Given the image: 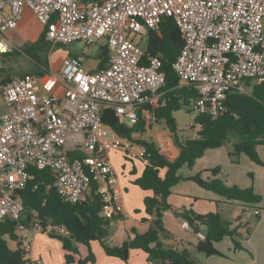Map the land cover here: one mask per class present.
<instances>
[{
    "label": "built area",
    "instance_id": "1",
    "mask_svg": "<svg viewBox=\"0 0 264 264\" xmlns=\"http://www.w3.org/2000/svg\"><path fill=\"white\" fill-rule=\"evenodd\" d=\"M26 8L46 28L51 46L105 39L109 53L101 68L88 70L69 55L59 71L0 83V223L17 222L24 264H43L29 256L26 231L48 236L70 231L37 212L26 215L20 194L35 178L34 169L56 173L47 190L53 187L65 202H87L95 186L101 215L125 216L109 153L123 149L143 158L145 149L121 136L102 113L112 108L121 124L132 127L142 120L147 126L155 119L153 107L166 103L162 60L132 35L148 36L166 18L176 22L184 39L173 64L179 86L194 88L190 107L215 119L229 111L231 92L250 93L247 79L264 81V0H0V54L20 50L23 43L10 32ZM196 234L205 239L202 231Z\"/></svg>",
    "mask_w": 264,
    "mask_h": 264
},
{
    "label": "trees",
    "instance_id": "2",
    "mask_svg": "<svg viewBox=\"0 0 264 264\" xmlns=\"http://www.w3.org/2000/svg\"><path fill=\"white\" fill-rule=\"evenodd\" d=\"M45 30L46 28L24 51L38 68L30 71L29 74L42 75L49 70L51 45L45 39ZM146 45L149 52L162 60V71L166 77L163 87L166 103L153 107V115L156 121L161 119L166 121L180 148V154L170 159L160 151L154 140L135 138L136 134H142L147 130L146 123L142 120L132 127H127L119 122L112 108L104 109L102 117L121 136L135 140L145 149L142 158L145 169L134 182L143 189L153 191V195L147 196L144 201L146 213L153 217L149 230L144 234L136 233L121 246L110 247L106 243L110 219L101 215L102 201L96 187L93 186L87 202L67 203L53 187L47 190V185L52 184L56 179V173L49 169H34L35 178L30 181L20 196L28 217L37 212L44 220L60 223L68 228L69 235L53 236L59 238L68 251L78 252L76 243L89 245L91 241L99 240L108 254L123 259L128 258L131 248H141L149 254L151 259L160 260L162 264H197L187 250L167 247L162 242V236L167 234L163 214L173 208L169 203L171 188L182 179L180 169L184 165L192 168L205 150L223 146L231 136L237 139L234 151L229 153L233 161L237 162L239 153L244 152L254 162L263 164L257 145H264V81L257 83L247 79L250 93L231 92L227 98L229 111L215 119L208 114L198 113L195 117V125L192 126L196 129L197 136L181 138L177 134L173 112L183 106L191 110L190 105L196 99L197 92L191 86H179V76L173 67L184 46V39L176 22L172 18H166L157 30L149 32ZM18 54H20L19 51L2 53L0 60H13ZM98 57V67L101 68L108 62L107 46L101 49ZM40 67L45 71L43 72ZM4 72L5 69L0 71V73ZM163 170H165L164 174H162ZM212 171L217 174L220 168ZM191 179L228 200H240L246 203L261 202V196L252 188L228 186L221 178L205 179L195 175ZM35 185H38L36 189H34ZM175 213L192 224L196 232L202 231L205 234V239H199L195 245L196 252L205 256L220 254L215 244L225 237L233 240L235 249L242 248L241 242L236 237L237 228L233 227L231 222L223 220L219 212L198 213L192 208L184 207L180 211L176 210ZM9 240L16 242L15 249L10 248ZM17 241V222L11 219L1 222L0 264H24L25 251ZM152 242L157 243L155 247H151ZM66 260L72 262L75 258L71 253H67ZM94 260L95 256L90 250L86 258L79 259V264H87Z\"/></svg>",
    "mask_w": 264,
    "mask_h": 264
},
{
    "label": "crops",
    "instance_id": "3",
    "mask_svg": "<svg viewBox=\"0 0 264 264\" xmlns=\"http://www.w3.org/2000/svg\"><path fill=\"white\" fill-rule=\"evenodd\" d=\"M15 30L10 32V36L14 40L12 33ZM49 58V70L59 71L51 64V56ZM150 123L147 124L146 129L154 127V123L152 125ZM138 137L147 139L143 135ZM236 141V137L231 136L223 146L205 150L192 168L184 165L180 169L182 179L171 188L169 203L173 208L163 214L167 234L162 236V242L167 247L187 250L197 264H264V202L258 204L228 200L222 195L205 189L191 179L195 175H200L205 179L221 178L228 186L255 190V175L251 170L244 168V165L252 167L250 162L254 161L242 152L239 153L240 163L237 164L229 155L231 151H234ZM161 142L165 144V147L160 151L170 159L180 154V148L176 144L175 138L167 140L161 138L156 143L159 145ZM122 150L113 149L109 153L117 176L119 199L125 212L123 217L110 219L106 239V243L110 247L121 246L136 233H146L153 220V217L146 213L144 202L147 196L153 195V191L143 189L134 182L143 174L145 162L138 156L127 155L126 152L123 155L124 150ZM257 151L264 164V145H257ZM123 157H125V162L122 161ZM128 161H131L132 164L129 165ZM121 165L123 171L120 170ZM215 168H220L217 174L212 171ZM164 173L165 170L162 171V174ZM184 207L192 208L198 213L219 212L223 220L231 222L233 227L237 228L236 237L241 242L242 248L235 249L233 240L230 237H225L215 244L220 254L205 256L196 252L195 245L198 243L199 237L196 232L189 231L185 227V219L175 213L176 210L180 211ZM256 209L260 212L259 215L254 214ZM26 234L31 240L29 256L41 258L43 264H79V259L86 258L90 250L93 252L95 260L89 261L87 264H162L160 260L151 259L149 254L141 248H131L128 258L123 259L108 254L99 240H93L89 245L76 243L78 252H72L66 250L62 241L57 237L37 233L32 229L27 230ZM67 253H71L75 260L67 262Z\"/></svg>",
    "mask_w": 264,
    "mask_h": 264
},
{
    "label": "rangeland",
    "instance_id": "4",
    "mask_svg": "<svg viewBox=\"0 0 264 264\" xmlns=\"http://www.w3.org/2000/svg\"><path fill=\"white\" fill-rule=\"evenodd\" d=\"M43 30L42 23L38 20L37 16L30 10L26 8L22 18L19 21V28L12 33L13 37L18 43H23L20 46V54L16 56L13 60L4 61L0 60V71L5 69L4 73H0V83L10 81L16 77H19L24 74H29L30 71L38 69L36 67V63L24 53L26 47L32 44L40 35ZM132 38L135 39L137 43L141 46H146L148 42L147 35L138 36L132 35ZM106 46V40L101 39L97 44L87 45L83 42L81 43H69L62 44L59 43L56 46H51L49 50V57L51 56V64L60 70L63 65L64 59L69 55H74L79 58L84 65V67L88 70H93L98 66L99 63V52L101 49ZM50 59V58H49ZM43 72L44 68L40 67ZM198 114L197 111L188 110L185 106L181 109L173 112V116L176 120L177 125V134L181 138L196 136V129L192 128L195 125V117ZM150 123L152 125L154 123V127L152 129H147L142 134H136L135 137L143 135L147 139H153L155 142H158L161 138L167 140L168 138H174V134L170 131L167 126V123L164 119L160 121L152 120ZM123 151V150H122ZM123 155H125V151H123ZM122 161L125 162V157L122 158ZM251 161V160H249ZM129 165L132 164L131 161H128ZM239 164V158L237 162ZM253 166H245V169L251 170L255 175V192L261 196V202H264V164H256L250 162ZM123 171V167L121 165L120 168ZM259 192V193H258ZM258 203V204H259ZM247 230V228H246ZM10 248H16V243L14 241L9 240Z\"/></svg>",
    "mask_w": 264,
    "mask_h": 264
},
{
    "label": "water",
    "instance_id": "5",
    "mask_svg": "<svg viewBox=\"0 0 264 264\" xmlns=\"http://www.w3.org/2000/svg\"><path fill=\"white\" fill-rule=\"evenodd\" d=\"M156 242H152L150 245H151V247H155L156 246Z\"/></svg>",
    "mask_w": 264,
    "mask_h": 264
}]
</instances>
